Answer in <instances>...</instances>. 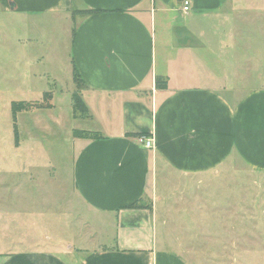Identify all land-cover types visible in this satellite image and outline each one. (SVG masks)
<instances>
[{
    "label": "crops",
    "instance_id": "obj_1",
    "mask_svg": "<svg viewBox=\"0 0 264 264\" xmlns=\"http://www.w3.org/2000/svg\"><path fill=\"white\" fill-rule=\"evenodd\" d=\"M180 1L0 0L21 18L41 14L68 23L67 62L83 81L76 91L90 114L84 131L101 136L74 138L70 185L104 226V241L92 246L19 250L0 264H189L180 239L165 228L181 216L177 209L186 212L176 206L184 199L177 195L192 184L211 189L210 209L201 199L192 202L200 203V214L204 208L215 220L250 219L245 198L234 199L235 185L227 184L225 208L218 189L231 171L264 173V87L224 94L234 92L225 82L236 74L233 61L247 58L229 53L224 63L219 46L233 52L244 45L252 21L264 28V0H190L186 14ZM77 9L99 12L72 20ZM236 28H243L237 39ZM155 76L166 77L165 89L155 88ZM140 135L152 138L151 148ZM134 202L149 207L125 208Z\"/></svg>",
    "mask_w": 264,
    "mask_h": 264
},
{
    "label": "rangeland",
    "instance_id": "obj_2",
    "mask_svg": "<svg viewBox=\"0 0 264 264\" xmlns=\"http://www.w3.org/2000/svg\"><path fill=\"white\" fill-rule=\"evenodd\" d=\"M23 17L0 5V261L19 250L92 246L104 241L99 214L85 209L70 185L68 166L76 138L72 130L84 131L90 121L71 111V92L81 86L73 82L67 62L68 23L54 21L49 15ZM221 31L225 40L226 27ZM242 31L236 28V39ZM244 31L245 44L235 45L233 52L224 44L219 46L224 63L229 53L247 58L233 61L236 74L225 76L234 92L224 94L235 97L264 87V28L255 20ZM45 91L52 92L53 109L18 112L15 144L11 103H45ZM235 164L241 167L237 161ZM225 175L220 177L224 184L218 189L223 207L227 184L235 185L234 199L238 203L245 198L250 219L222 214V219L215 220L209 212L204 214V208L200 214V203L192 202L201 199L210 209L211 189L194 188L188 182L191 186L181 188L177 195L184 196L182 203L176 204L186 212L176 208L181 216L169 221L173 226L165 228L168 237L180 239V253L189 264H264V173L231 171ZM157 222V235L163 238L165 229L160 218ZM168 245L176 244L169 241Z\"/></svg>",
    "mask_w": 264,
    "mask_h": 264
},
{
    "label": "trees",
    "instance_id": "obj_3",
    "mask_svg": "<svg viewBox=\"0 0 264 264\" xmlns=\"http://www.w3.org/2000/svg\"><path fill=\"white\" fill-rule=\"evenodd\" d=\"M99 10L96 9H77L73 10L71 12V18L72 20L76 15L80 16H87L89 14H94L98 13ZM74 29V28H73ZM72 29V34H74V30ZM72 80L77 86H81L83 83L81 77L77 73L76 69L73 68L72 70ZM154 86L156 89H165L167 86V79L166 77L163 76H155L154 79ZM42 99L45 101V103H30L28 101H18L15 102L13 101L11 103V118H12V127H13V134H14V139H15V144L17 143L18 140V128H17V122H16V115L20 111H29V109H34V108H41V109H48L52 108V92L51 91H45L42 94ZM71 111L72 115H78L80 118H90V114L88 111L87 106L85 105L84 101L82 100L80 94L78 91H73L71 93ZM73 134L75 137H80V138H90V139H95V138H100L101 136L97 134V132L94 131H82V130H75L73 129ZM149 207L147 205H142L139 202H134L130 205H127L125 208H137V207Z\"/></svg>",
    "mask_w": 264,
    "mask_h": 264
},
{
    "label": "built area",
    "instance_id": "obj_4",
    "mask_svg": "<svg viewBox=\"0 0 264 264\" xmlns=\"http://www.w3.org/2000/svg\"><path fill=\"white\" fill-rule=\"evenodd\" d=\"M180 2H181V11L185 14L188 13L190 11V8H191V1L190 0H181ZM137 138H138V141L140 143H142V145L145 148H151L152 147L153 142H152V138L150 136L140 135Z\"/></svg>",
    "mask_w": 264,
    "mask_h": 264
}]
</instances>
